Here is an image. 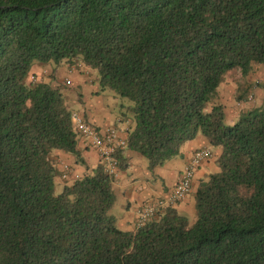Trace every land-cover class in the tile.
I'll return each mask as SVG.
<instances>
[{"label": "trees", "instance_id": "trees-1", "mask_svg": "<svg viewBox=\"0 0 264 264\" xmlns=\"http://www.w3.org/2000/svg\"><path fill=\"white\" fill-rule=\"evenodd\" d=\"M77 63L129 102L124 150L149 171L197 135L219 149L191 225L168 206L117 228L101 164L54 193V153L83 165L78 134L60 91L27 78L33 65ZM254 64L264 0H0V264H264V80L261 104L231 125L210 104L228 81L246 101Z\"/></svg>", "mask_w": 264, "mask_h": 264}, {"label": "crops", "instance_id": "crops-1", "mask_svg": "<svg viewBox=\"0 0 264 264\" xmlns=\"http://www.w3.org/2000/svg\"><path fill=\"white\" fill-rule=\"evenodd\" d=\"M83 69V70H82ZM84 66L61 65L56 68L51 66L33 65L30 76L35 74L43 78L50 85L57 88L62 94L65 105L71 114H77L96 131L104 133L108 129H113L116 136L121 140H126L127 133L131 128V120L127 116H111L107 104L102 103L101 93L97 86L96 77L88 76L84 73ZM220 87V88H219ZM217 88L216 98L218 104L223 106L224 118L227 124H233L239 115L237 107H242L236 102V85L232 81L225 82ZM261 90L254 89L256 96L255 105L252 103L247 109L256 108L261 104L263 94ZM244 106V105H243ZM77 148L83 165L75 164L74 158L61 152L54 153L56 162L59 160L69 166L70 171L67 179L88 175L99 164L96 152L88 147L78 136ZM198 149H208L211 158L207 162L199 165L193 175L189 192L172 207L180 215H194L193 194L199 180L205 175H209L214 168V161L219 154V149L208 145L206 139L197 135L194 139L184 143L180 148L177 157L164 162L162 165L149 171L147 164H143L141 157L133 152L123 150L125 168L118 170L112 183L114 201L119 194L120 204L114 217L115 225L120 230L131 231L135 228L136 215L142 205L154 199H162L171 191L177 179L185 167L190 155ZM56 169L59 166L56 163Z\"/></svg>", "mask_w": 264, "mask_h": 264}, {"label": "built area", "instance_id": "built-area-1", "mask_svg": "<svg viewBox=\"0 0 264 264\" xmlns=\"http://www.w3.org/2000/svg\"><path fill=\"white\" fill-rule=\"evenodd\" d=\"M33 81V78H31ZM250 100L248 96L247 101ZM243 102L239 104L243 107ZM71 120L74 129L83 142L93 149L99 159V164L103 167L105 173L109 176L116 177L118 162L115 154L119 150H124L125 140H121L116 136L113 129H108L104 133L96 131L88 123H86L77 114H71ZM211 158L208 149L195 150L189 157L185 167L180 173L177 182L164 198L154 199L142 205L136 215L135 227L141 226L156 216L157 212L165 207L173 206L180 201L190 190L192 178L196 168ZM59 173L62 179H66L69 175L70 168L68 165L57 160Z\"/></svg>", "mask_w": 264, "mask_h": 264}, {"label": "rangeland", "instance_id": "rangeland-1", "mask_svg": "<svg viewBox=\"0 0 264 264\" xmlns=\"http://www.w3.org/2000/svg\"><path fill=\"white\" fill-rule=\"evenodd\" d=\"M80 63H77L76 65H73V66H81L79 65ZM46 66H50V65H46ZM61 66V65H60ZM83 70V69H82ZM85 74H87L88 76H94L96 77V74L94 71H91V70H87L84 71ZM44 76V73H40V76H37L35 74L33 75H29L28 78H27V82H30L32 81L31 78H33V80H37L38 77H42ZM238 75L237 73L234 75L233 78H236ZM45 77V76H44ZM233 78H228V80L230 79H233ZM264 80V65H258V64H254L252 66V69L250 71V73L248 74V76L246 77V83H248L250 85V90L246 93L245 95V100L243 103V107H237L238 110H246L245 108H247L248 106H250V104L252 103L253 105H255V99H256V96L254 95V89L256 91V88H258V84L260 82H262ZM220 88V87H219ZM101 93V97H102V103L103 104H107V107H108V111L110 113V115L113 117V116H117V115H124V116H127L128 118H130L131 120V116L127 113V111L125 110V107L127 105H129V102L126 100V99H123V98H120L116 95H114L111 91L109 90H103V91H99ZM262 94V92H260ZM248 96L250 97V100L247 101V98ZM219 102H217V100H212L210 102V104H218ZM221 105V104H220ZM250 109V108H249ZM227 119H224V123L226 125L227 124ZM131 127H132V124H131ZM141 160H142V163L143 164H147V161L141 157ZM217 171L216 167L214 166L213 170L211 172H209L210 174H213ZM53 182H54V193H59L62 186L65 184V183H69L70 182V179H67L66 180H63L57 176H54V179H53ZM117 194V197H116V200L113 201L110 209L108 210V214L110 215H113L115 216L116 215V211L115 210H118V205L120 204V196L119 194L116 192ZM186 219H187V223L188 225H191L194 221V215H185Z\"/></svg>", "mask_w": 264, "mask_h": 264}]
</instances>
